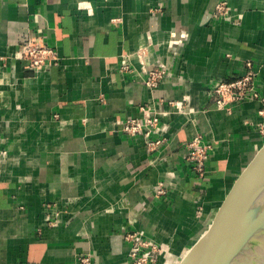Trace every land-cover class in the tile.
<instances>
[{"label": "crops", "instance_id": "obj_1", "mask_svg": "<svg viewBox=\"0 0 264 264\" xmlns=\"http://www.w3.org/2000/svg\"><path fill=\"white\" fill-rule=\"evenodd\" d=\"M30 35L55 50L48 72L12 59ZM247 62L264 95V0H0V264H130L134 231L196 264L239 233L264 205L259 104L217 110L207 90ZM156 63L169 76L148 88ZM152 116L155 149L119 130ZM196 133L213 148L202 177Z\"/></svg>", "mask_w": 264, "mask_h": 264}, {"label": "built area", "instance_id": "obj_2", "mask_svg": "<svg viewBox=\"0 0 264 264\" xmlns=\"http://www.w3.org/2000/svg\"><path fill=\"white\" fill-rule=\"evenodd\" d=\"M12 59L24 62V69L33 75L48 72L58 62V57L54 48L45 44L39 35H30L21 47L13 54ZM247 72L244 76L232 81H222L214 84L207 90L208 96L214 102L217 110L228 111L232 106L245 102L254 101L259 104L257 130L264 140V95L257 87V72L253 70L250 62L246 63ZM144 83L148 88L156 87L160 82L169 76V72L163 65L145 67ZM177 111L185 116L190 115V111L185 110L178 103H170ZM142 111L148 108H142ZM187 114V115H186ZM187 121L189 119L187 118ZM120 132L130 137L142 136L146 140L149 149H155L163 140H153L151 137L160 130L159 120L152 116L145 119L132 118L120 124ZM186 161L188 162L193 175L202 177L207 173V161L212 146L204 140L201 134L196 133L185 145ZM157 195L166 194V187L159 183L156 191ZM125 241L130 244L129 259L130 264H155L159 259H163V264H167V259L171 256L170 248L166 244L156 243L152 238L143 232H129L125 236ZM81 264H87L88 259L84 258Z\"/></svg>", "mask_w": 264, "mask_h": 264}, {"label": "water", "instance_id": "obj_3", "mask_svg": "<svg viewBox=\"0 0 264 264\" xmlns=\"http://www.w3.org/2000/svg\"><path fill=\"white\" fill-rule=\"evenodd\" d=\"M244 225L245 230L210 260L208 258L211 252L202 259L195 255L198 257L196 264H264V205L252 216L239 224L230 226V228ZM225 229L220 235H226L224 234Z\"/></svg>", "mask_w": 264, "mask_h": 264}, {"label": "bare ground", "instance_id": "obj_4", "mask_svg": "<svg viewBox=\"0 0 264 264\" xmlns=\"http://www.w3.org/2000/svg\"><path fill=\"white\" fill-rule=\"evenodd\" d=\"M243 230H245V228H243L242 229V231ZM242 231H240L239 233H241ZM215 235V234H214ZM224 235H222V237H223ZM222 237L219 239V236H218V238L217 239H215V240H217L215 243H214V245L212 246V249L211 250H209L208 252H206L207 254L204 256V257H206L210 252V255H209V258H208V260H210L211 258H213L215 255H217V253H219L231 240V237L229 238V236H227V234H226V236L222 239ZM222 239V240H221ZM214 241V240H213ZM210 242V241H209ZM208 242V243H209ZM211 242H212V240H211ZM219 242H220V244H219ZM207 243V244H208ZM210 244V243H209ZM219 244V245H218ZM207 247V246H206ZM209 247H211V245L209 246ZM207 260V261H208Z\"/></svg>", "mask_w": 264, "mask_h": 264}, {"label": "rangeland", "instance_id": "obj_5", "mask_svg": "<svg viewBox=\"0 0 264 264\" xmlns=\"http://www.w3.org/2000/svg\"><path fill=\"white\" fill-rule=\"evenodd\" d=\"M246 228V227H244ZM242 231V230H241ZM239 233H237L236 235H234L230 240H232L233 238H235ZM162 259V258H161ZM167 259V264H174L173 261L171 260V258H166ZM162 261H165V260H162ZM163 264V263H162Z\"/></svg>", "mask_w": 264, "mask_h": 264}]
</instances>
